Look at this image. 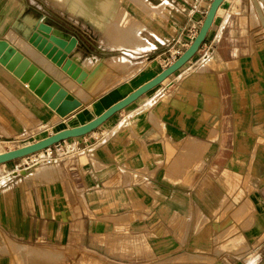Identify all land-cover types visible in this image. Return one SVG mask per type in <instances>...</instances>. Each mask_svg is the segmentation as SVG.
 Here are the masks:
<instances>
[{"label": "crops", "instance_id": "0c3cea01", "mask_svg": "<svg viewBox=\"0 0 264 264\" xmlns=\"http://www.w3.org/2000/svg\"><path fill=\"white\" fill-rule=\"evenodd\" d=\"M112 1L107 18L78 14L107 21ZM210 1L130 0L127 45L112 33L111 52L97 53L68 9L0 0V38L41 54L25 38L44 19L55 36H76L79 66L96 71L88 86L87 77L77 82L80 97L57 81L79 101L64 117L12 74L16 101L38 123L63 118L68 126L54 132L96 117L163 70L169 51L189 46L187 29L200 26ZM116 57L125 65L108 63ZM41 68L56 81L48 61ZM2 72L10 74L0 64ZM5 107L0 138L13 131ZM51 147L55 160L44 167L19 168L31 156L0 164V264H50L35 253L52 256L44 248L67 252L64 264H264V0H222L179 70L93 131Z\"/></svg>", "mask_w": 264, "mask_h": 264}, {"label": "water", "instance_id": "95a60500", "mask_svg": "<svg viewBox=\"0 0 264 264\" xmlns=\"http://www.w3.org/2000/svg\"><path fill=\"white\" fill-rule=\"evenodd\" d=\"M221 1L222 0L210 1L205 17L189 46L172 63L149 81L128 93L96 117L82 124L63 128L39 140L0 152V164L30 155L68 138L79 137L93 131L113 114L125 108L139 96L175 73L189 61L203 42ZM52 29V26L44 19H39L31 25L29 34L25 40L53 64L60 67L62 71L75 79L76 82L81 83L87 77L88 73L78 66L79 64L71 57V51L79 43L78 38L71 35L69 39L66 40L52 34ZM0 64L17 77L20 82L26 84L29 90L37 95L60 117H64L67 113L79 106V101L70 92L21 53L8 40L2 38H0Z\"/></svg>", "mask_w": 264, "mask_h": 264}, {"label": "rangeland", "instance_id": "374dc122", "mask_svg": "<svg viewBox=\"0 0 264 264\" xmlns=\"http://www.w3.org/2000/svg\"><path fill=\"white\" fill-rule=\"evenodd\" d=\"M129 1L130 0H116V2H117L116 7L117 8L114 11V16L111 17L110 19H108L107 21H101L99 23L92 22L88 19L80 17L78 13L72 14L73 16L69 15L68 13H67V15L70 16V18H71L72 28H75L78 30L81 29L84 32H86L87 35L85 34V36H87L89 38V41L94 46V47H91V49L93 48L94 51L97 53L98 52L99 53H110L111 49L108 46H111L112 33H115V35H117L116 37L119 39L121 45L122 44L127 45V42H125V40L127 39V37L129 35H131L129 32V28L131 30L134 29L133 21H131V23H128L129 18H127L128 16H127L126 7L129 4ZM135 1H138V0H135ZM51 2L56 7L55 3L52 0H51ZM58 2H60L61 4H64L65 0H59ZM137 4H138V2H137ZM65 9L67 10V8H65ZM60 10H62V9H60ZM135 27L141 28L142 26L140 24H137ZM9 31H12V30H9ZM12 32L15 33L14 31H12ZM20 40L21 39H18L15 41L18 42ZM102 40L104 43H107L109 45H106L103 47L100 46V48H98L97 46L99 45V43ZM79 47H80V43H78L74 49L79 48ZM96 48H98L97 51H96ZM18 50L21 53H23L27 58L32 60L33 62L39 61V64L41 65V67H45V62L48 61L50 63V65H52V67L55 68L57 71L56 81H58L60 84H62L65 88H67V89L70 88L71 90L76 91L75 95L77 97H80L83 95L82 89L81 88L77 89L76 80L73 79L70 75L66 74L64 71H62L60 69V67L56 66L55 64H52V62L49 59H47L45 56L37 53L34 49H33L34 53H36V54H34V53L26 54L25 52H22L20 49H18ZM72 51H71V54H72ZM117 59H115V61H112V62L109 61L108 63L111 62L110 65H114V64H121V66L125 65V61L122 57H120V58L118 57ZM79 61L80 60H78L77 63ZM35 64L38 65L37 63H35ZM87 69H90V67ZM45 71L48 73L47 70H45ZM95 72L96 71L93 69L91 72H88V76L86 78V81L82 85L88 86L90 83H92L93 80L96 78ZM104 72H105L104 77L99 78V85H97V87H96L97 89L102 87L106 83L105 78L107 77V75H106L107 71H104ZM3 74H4L3 72L0 74V110H3L5 106H8L13 111L12 112L13 117L7 119L8 120V123H7L8 126L7 127L11 126L13 128V131L10 132L7 129L8 132H10V133H8L6 131L7 133H5L3 135V137L0 138L2 140L0 142V146L2 148L16 147V146H20V145L29 143L31 141L39 140V139H41L47 135L52 134L56 129H58V128L60 129L61 123H62V127L68 126L66 121H64L63 118H59V117H55L52 120H44L43 122L38 123V120L33 118L31 116V114L27 110H25L21 106V104H19L16 101L15 92H14V89H16V88L11 87V83H12L11 81L13 80V75L10 73L7 76L6 72H5L6 75L5 74L3 75ZM129 75H130L129 72H127L124 75L126 77L125 80H127V77ZM16 84L17 83H15V86L17 87ZM106 97H110V96L106 95L102 98H106ZM8 101L11 103H9ZM17 108H20L23 110L17 111ZM15 116H17L18 119H16ZM15 125H16V127H15ZM21 127H23L24 129L15 133V130L17 131ZM35 163H38V162L36 161ZM39 163H41V164L38 166H43V167L46 166V164H44L43 160H40ZM189 163L192 164V163H194V161L191 160V161H189ZM191 164H190V166L185 165L184 171L186 169H192L193 164L192 165ZM44 249H47V252L52 256H47L46 254H43L38 250H36L35 253L39 254L40 256H44L45 258H41V259L46 260L50 264H64L65 261L69 260V256H68L67 252H65V251H58V250L50 249V248H44ZM243 249H244V251L246 250L245 248H243ZM25 252H27V251H25Z\"/></svg>", "mask_w": 264, "mask_h": 264}, {"label": "bare ground", "instance_id": "6f19581e", "mask_svg": "<svg viewBox=\"0 0 264 264\" xmlns=\"http://www.w3.org/2000/svg\"><path fill=\"white\" fill-rule=\"evenodd\" d=\"M54 1V3L55 4H57L59 7H61L62 9H64V8H67L68 10H69V12H71L70 14H75V13H80V11L83 9V11L84 12H87V15L88 16H92V17H94L95 15H96V9L98 10V11H100V13L102 12L103 13V15L102 16H104V18L106 17L107 18V16H109L110 14H111V11L114 9V7H115V4L113 3V1L112 0H65V2H64V4H61L60 2H58L57 0H53ZM114 13V12H113ZM101 15V14H100ZM100 15H98V17L100 16ZM112 15H114V14H112ZM86 18V17H85ZM92 19V18H91ZM101 20V19H100ZM96 22V21H95ZM10 35V34H9ZM13 35V34H12ZM10 37H11V35H10ZM10 40H12V38H10ZM26 43V42H24V40L22 41L21 40V42L19 41V43ZM140 43H141V41H140ZM18 45V44H17ZM26 46V45H25ZM22 47H23V44H22ZM27 49V48H26ZM29 49V51H31V49L30 48H28ZM28 50H25L24 49V52H27ZM73 52V51H72ZM31 52H29V54H30ZM32 54V53H31ZM36 54V53H35ZM31 56V55H30ZM71 57L73 58V60L75 61V62H77L78 61V58H79V56H78V54L77 53H75V52H73L72 54H71ZM117 58V57H116ZM120 58V57H119ZM118 60V59H117ZM120 60V59H119ZM81 62V61H80ZM112 62V61H111ZM110 62V63H111ZM117 62V61H116ZM109 63V64H110ZM53 64V63H52ZM86 64L85 63H83V66H85ZM43 66V65H42ZM83 66H82V68H83ZM49 73V72H48ZM55 73H57L56 71H55ZM54 76V75H53ZM55 76H56V74H55ZM37 167V166H36ZM35 167V168H36ZM41 167V166H40ZM34 168V169H35ZM6 176H8V175H6Z\"/></svg>", "mask_w": 264, "mask_h": 264}, {"label": "built area", "instance_id": "2783aa9c", "mask_svg": "<svg viewBox=\"0 0 264 264\" xmlns=\"http://www.w3.org/2000/svg\"><path fill=\"white\" fill-rule=\"evenodd\" d=\"M198 28L199 27L197 25L196 26L194 25V26H191L187 29V35L189 36V38L191 40L197 34ZM181 52H182V50L179 48H175V49H172L171 51H169L168 56L165 58L164 66H168L170 63H172L181 54ZM58 143H55L53 145L56 146ZM54 150H56L55 147L52 148L50 146V147L44 148L40 151H37V152H40V155H35V154H37V152H34L30 155H27V156H31V158H29L27 160L28 163L26 162L25 164H21V166H19V168L28 167L31 165V163H35L36 161L39 162L40 160H43L44 164L52 163L55 160L54 153H53Z\"/></svg>", "mask_w": 264, "mask_h": 264}]
</instances>
